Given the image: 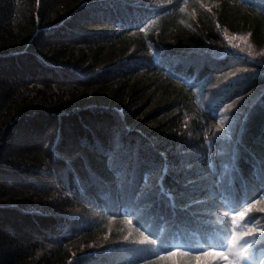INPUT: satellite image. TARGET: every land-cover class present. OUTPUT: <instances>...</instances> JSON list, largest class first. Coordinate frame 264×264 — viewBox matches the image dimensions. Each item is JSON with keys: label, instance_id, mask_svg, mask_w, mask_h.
<instances>
[{"label": "trees", "instance_id": "1", "mask_svg": "<svg viewBox=\"0 0 264 264\" xmlns=\"http://www.w3.org/2000/svg\"><path fill=\"white\" fill-rule=\"evenodd\" d=\"M229 145L244 200L264 178V0H0V264H215L204 253L224 250L226 208L193 205L192 223L161 222L179 247L143 251L122 239L142 237L111 185L167 165V189L194 170L220 203ZM262 195L233 213L256 230L235 242L255 264Z\"/></svg>", "mask_w": 264, "mask_h": 264}, {"label": "snow or ice", "instance_id": "2", "mask_svg": "<svg viewBox=\"0 0 264 264\" xmlns=\"http://www.w3.org/2000/svg\"><path fill=\"white\" fill-rule=\"evenodd\" d=\"M38 2V0H37ZM171 72V69H169ZM172 75L177 76V79H183L185 82L192 87H195L193 80L187 79L183 75L175 72H171ZM235 75V73H232ZM228 77L225 76L224 79ZM219 80V78H218ZM231 84V81H229ZM228 85H225V89ZM219 93H214L213 98L209 101V110L215 114L217 108L214 107L216 104V97ZM207 99V98H206ZM230 108L235 107V101L233 104L229 105ZM233 113V119L237 118V113ZM229 128H232V123L229 122ZM219 139V138H218ZM236 144L239 141H235ZM225 158L227 163H222V171H220V180L215 182L213 185L215 195L221 196L222 202L217 203L213 195L208 194V189L204 186L200 179H189L190 176L199 177L197 172L188 171L185 169H180L183 175H177L174 177V182L176 184L175 191L167 189L163 183L165 176L170 173L171 169L164 165L161 168L149 167L144 171V182L140 183L136 179V174L141 169L132 170V179L127 183H122L119 187L116 186L115 181L111 185L114 190V195L117 198L123 196L124 207L123 216L124 222L132 225L133 222L139 227L135 228V231L139 233L142 237L140 240L130 239L128 236H123L124 242L147 245V248L142 249L147 251L148 248L154 245H161L157 249L158 252H165L169 248L179 247V244H172L168 242V237L165 234V227L161 226V222L167 225V230L172 231L178 229L182 225H187L193 222L196 216V211L193 209V205L199 206L205 211H211L213 209L226 208L228 212L236 213L238 208L244 207L247 204V199L251 198L252 195H259L264 193V178H261V186L258 187L255 193L246 192L245 199L241 200L239 196L233 195L232 193V182L236 177L233 175L236 170V151L229 145L228 150L225 153ZM139 163V161H137ZM109 165L115 169L116 165L114 161L109 158ZM188 169H192V165H188ZM262 171V169H261ZM121 175L120 171H116V176ZM102 190L108 191L109 188L104 185L102 180L98 181ZM205 195L206 199L204 201H199L196 199V194ZM227 193V196L224 194ZM264 199V195L261 196ZM264 211V209H261ZM239 214L243 215L242 212ZM117 215H121L117 212ZM217 216L219 217V212L217 211ZM109 219H112L110 216ZM252 217H249V223ZM243 224V223H242ZM143 229V231H141ZM147 233V234H145ZM249 241L245 239L243 243L247 244ZM166 246V247H165ZM202 248L203 245H200ZM171 254V253H169ZM152 257H141L142 264H149V259ZM245 264H255L253 259H251V253H249V259ZM260 264H264V260L260 261Z\"/></svg>", "mask_w": 264, "mask_h": 264}, {"label": "clouds", "instance_id": "3", "mask_svg": "<svg viewBox=\"0 0 264 264\" xmlns=\"http://www.w3.org/2000/svg\"><path fill=\"white\" fill-rule=\"evenodd\" d=\"M240 218L227 210L219 214L218 227L222 229L227 237L223 244L224 250L222 252L209 251L205 252V255L216 256L215 264H245L249 259L248 249L251 246V242L247 244L241 240L239 243H235L240 238L250 236L255 229L240 223ZM227 256L228 259L222 258Z\"/></svg>", "mask_w": 264, "mask_h": 264}]
</instances>
